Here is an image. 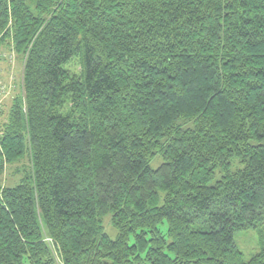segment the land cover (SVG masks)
I'll return each instance as SVG.
<instances>
[{"label":"trees","instance_id":"16d2710c","mask_svg":"<svg viewBox=\"0 0 264 264\" xmlns=\"http://www.w3.org/2000/svg\"><path fill=\"white\" fill-rule=\"evenodd\" d=\"M2 47L0 264H264V0H0Z\"/></svg>","mask_w":264,"mask_h":264},{"label":"rangeland","instance_id":"374dc122","mask_svg":"<svg viewBox=\"0 0 264 264\" xmlns=\"http://www.w3.org/2000/svg\"><path fill=\"white\" fill-rule=\"evenodd\" d=\"M25 58L17 54L12 47L0 48V125L7 121L8 113L13 100L17 95L23 94L24 66ZM75 62L70 66L72 71H78V68H73ZM163 163V159L158 156L151 162L153 169L159 168ZM17 166H13L5 172L3 179L6 185L14 186L21 178V175H15L14 171ZM106 232L112 239H116L118 231L110 223V218H106ZM163 231L167 233L168 225L161 226ZM263 233L254 230H246L236 233L235 240L239 249L243 252L246 261H249L254 255L262 249L261 238H264ZM263 235V236H262Z\"/></svg>","mask_w":264,"mask_h":264}]
</instances>
